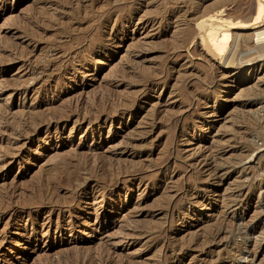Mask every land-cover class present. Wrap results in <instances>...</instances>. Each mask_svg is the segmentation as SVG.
Masks as SVG:
<instances>
[{
  "label": "rangeland",
  "instance_id": "1",
  "mask_svg": "<svg viewBox=\"0 0 264 264\" xmlns=\"http://www.w3.org/2000/svg\"><path fill=\"white\" fill-rule=\"evenodd\" d=\"M192 1L0 0V264H264V59L212 45L264 0Z\"/></svg>",
  "mask_w": 264,
  "mask_h": 264
},
{
  "label": "bare ground",
  "instance_id": "2",
  "mask_svg": "<svg viewBox=\"0 0 264 264\" xmlns=\"http://www.w3.org/2000/svg\"><path fill=\"white\" fill-rule=\"evenodd\" d=\"M177 1H178V0H177ZM186 1H187V0H186ZM189 2H190V1H189ZM191 2H195V1H192V0H191ZM217 2H218V1H217ZM186 3H187V2H186ZM215 3H216V2H215ZM192 4H193V3H192ZM211 5H212V4H211ZM213 5H214V4H213ZM220 5H221V4H220ZM220 5H219V6H220ZM224 5H225V4H224ZM221 6H222V5H221ZM209 7H210V6H209ZM208 9H209V8H208ZM218 9H219V7H218ZM206 10H207V9H206ZM218 11H219V10H218ZM257 11H258V10H257ZM205 12H206V11H205ZM208 12H209V10H208ZM216 13H217V12H216ZM180 14H181V13H180ZM253 14H254V13H253ZM183 15H184V14H183ZM216 15H217V14H216ZM36 16H37V15H36ZM200 16H201V15H200ZM52 17H53V16H52ZM203 17H205V18H203L202 21H203L204 23H207V24H208V33H209V31H210L209 29L211 28L210 25H211L212 23H214V22H218V21H216V18H215V19H210L209 17H206V16H203ZM214 17H215V16H214ZM200 18H201V17H200ZM200 18H199V19H200ZM247 18L250 19L251 16H250V17H247ZM247 18H246V21H242V20L240 21L239 19H238V20H234V19H233V20H231V19H228V20H227V19H226V20H227L228 22L239 23V24H241L242 27H245V28H246V27H247V24L251 22V21H250L251 19H250V20H247ZM44 19H45V17H44ZM44 19H43V20H44ZM263 20H264V7L262 6V7L260 8L258 14L256 15L254 21H255V23H257V22H258V23H261ZM249 21H250V22H249ZM201 23H202V22H201ZM178 24H179V23H178ZM43 25H44V23H43ZM43 25H42V26H43ZM263 25H264V23H263ZM226 27H227V26H226ZM179 28H180V27H179ZM240 28H241V27H240ZM231 29H232V28H231ZM256 29H257V28H256ZM261 29H262V30L255 32L253 36H251V37H247V38H245V39H242V35H241V33H238V32H237V33H232L231 31H229V32H224L223 34H221V35H219V36L217 37V41H218V42H217V45H218V46L216 47V46H214V44H212V45H213V49L215 50V52L217 53V55H218L219 57H221V60L224 61V64H225L226 66H228V67H229V66H230V67H231V66H237V65L242 64V63H244V62H246V61H249L250 57L261 58V59L263 58V59H264V26H263V28H261ZM181 31H182V30H181ZM255 31H256V30H255ZM27 32H29V31H27ZM213 32H214V31H213ZM211 34H212V33H211ZM177 35H178V34H177ZM181 35H182V34H181ZM193 35H194V34H193ZM179 36H180V35H179ZM243 36H244V35H243ZM177 38H178V37H177ZM243 38H244V37H243ZM253 39H254V42H253V43H254L255 45H253V44H252V46L250 45V46H251V50H252L253 53H251V56H247L246 58L241 57V56H240V55H241V52H242V51H241V40H244V42L247 41V44H248V43H252ZM117 40H118V39H117ZM159 41H160V40H159ZM174 42H175V41H174ZM179 42H180V41H179ZM244 42H243V43H244ZM155 43H156V42H155ZM210 43H211V42H210ZM157 44H158V43H157ZM175 44H176V42H175ZM178 44H179V43H178ZM182 44H183V41H182ZM245 44H246V43H245ZM247 44H246V45H247ZM114 45H117V43L114 44ZM160 45H161V44H160ZM162 46H163V45H162ZM119 47H120V46H118V48H119ZM244 47H245V46H244ZM116 48H117V47H116ZM173 48H174V47H173ZM251 50L249 49V51H251ZM23 52H24V51H23ZM113 52H114V50H113ZM223 52H224V53H223ZM92 54H93V53H92ZM108 54H109V53H108ZM248 54H249V53H248ZM252 54H253V56H252ZM242 55L245 56V54H242ZM249 55H250V54H249ZM261 59H260V60H261ZM254 60H255V59H254ZM249 68H250V67H249ZM249 68H248V69H249ZM237 70H238V69H237ZM127 73H128V72H125V74H127ZM159 73H160V72H159ZM159 73H158V74H159ZM189 74H190V73H189ZM189 74H188V75H189ZM192 75H193V74H192ZM192 75H191V76H192ZM198 75H200V74L198 73ZM159 76H160V74H159ZM180 76H181V75H179V77H180ZM183 76L187 77L186 74L183 75ZM189 76H190V75H189ZM196 76H197V75H196ZM203 76H204V75H203ZM197 77H198V76H197ZM199 77H200V76H199ZM210 78H211V77H209V79H210ZM183 79H184V78H183ZM183 79L181 78V80H183ZM199 79H201V77H200ZM203 79H204V78H203ZM211 79H212V78H211ZM125 80H126V79H125ZM181 80H180V81H181ZM196 80H197V79H196ZM212 80H213V79H212ZM202 81H203V80H202ZM202 81H200L199 83L202 84V83H201ZM197 82H198V81H197ZM203 82H204V81H203ZM209 82H210V81H209ZM211 84H212V83H211ZM211 84H210V85H211ZM210 85H208L209 88H210ZM214 85H215V84H214ZM221 85H222V84H221ZM16 86H17V85H16ZM204 86H205V85H203V87H204ZM211 86H212V85H211ZM16 88H17V87H16ZM254 88H255V87H254ZM257 88H258V87H257ZM17 89H18V88H17ZM17 89H16V90H17ZM207 89H208V87H207ZM148 90H149V89H148ZM175 90H176V89H175ZM184 90H185V89H184ZM188 90H190V89H188ZM248 90H249V89H248ZM255 90H256V89H255ZM261 90H262V89H261ZM261 90H259V91L261 92ZM14 91H15V90H14ZM192 91H193V90H192ZM250 91H251V90H250ZM253 91H254V90H252V92H253ZM262 91H263V90H262ZM187 92H188V91H187ZM247 92H248V91H247ZM255 92H256V91H255ZM185 93H186V92H185ZM194 93H195V92H194ZM115 94H116V93H115ZM191 94H193V93H191ZM245 94H246V93H245ZM251 94H252V93H251ZM243 95H244V94H243ZM243 95H242V96H243ZM110 96H111V95H110ZM133 96H134V95H133ZM250 96H251V95H250ZM253 96H255V94L252 95V97H250L249 99H251V98L253 99V98H254V100H255V97H253ZM259 96H260V95H259ZM193 97H194V95H193ZM196 97H197V96H196ZM248 97H249V95H246V99H247ZM127 98H128V97H127ZM133 98H134V97H133ZM133 98H132V99H133ZM135 98H136V96H135ZM242 98H244V97H242ZM256 98H257V97H256ZM134 100H135V99H133V103H132V105L129 107V108H131V111H132L133 109H135ZM190 100H191V99H190ZM244 100H245V99H244ZM248 101H249V100H248ZM135 104H136V103H135ZM126 108H127V107H126ZM1 110H2V109H1ZM128 110H129V109H128ZM237 110H238V109H237ZM3 111H5V110H3ZM38 111H39V110H38ZM104 111H105V110H104ZM126 111H127V110H123V111H122V114H124ZM31 112H32V111H31ZM36 112H37V111H36ZM183 112H185V111H183ZM242 112H244V111H242ZM249 112H250V111H249ZM27 113H29V111H28ZM112 113H113V112H112ZM116 113H119V112L117 111ZM169 113H171V112H169ZM176 113H177V112H176ZM2 114H3V113H2ZM105 114H106V113H105ZM186 114H187V113H186ZM35 115H36V114H35ZM77 115H78V114H77ZM77 115H76V116H77ZM242 115H243V113H242ZM120 116H121V115H120ZM180 116H181V115H180ZM183 116H184V115H183ZM236 116H238V115H236ZM248 116H249V115H248ZM252 116H253V115H252ZM21 117H22V116H21ZM26 117H27V118H30L31 116H29V114H28V116H26ZM61 117H62V116H61ZM78 117H79V115H78ZM178 117H179V116H178ZM238 117H241V116H238ZM253 117H254V116H253ZM59 118H60V117H59ZM94 118H95V117H93V119H94ZM102 118H103V117H102ZM170 118H171V117H170ZM187 118H188V116H187ZM242 118H243V116H242ZM246 118H248V117H246ZM21 119H22V118H21ZM37 119H39V118H37ZM40 119H41V118H40ZM91 119H92V118H91ZM93 119H92V120H93ZM95 119H96V118H95ZM108 119H109V118H108ZM152 119H153V117H152ZM171 119H172V118H171ZM178 119H179V118H178ZM236 119H238V118H236ZM248 119H249V118H248ZM252 119H253V118H252ZM11 120H12V119H11ZM11 120H10V121H11ZM172 120H173V119H172ZM181 120H182V119H181ZM250 120H251V119H250ZM257 120H258V119H257ZM10 121H9V122H10ZM27 121H29V120H27ZM42 121H43V120H41L40 122H42ZM56 121H58V120H56ZM97 121L101 122L102 120H100V119L98 120V119H97ZM106 121H107V120H105V122H106ZM170 121H171V120H170ZM170 121H169V122H170ZM177 121L179 122V120H177ZM242 121H243V120H242ZM246 121H248V120H246ZM251 121H252V120H251ZM251 121L249 122V124H248L247 126H248V127H251L252 129H254V127H257V125H258L257 123H258L259 121H258L257 123H256L255 119H254V122H251ZM33 122H34V121H33ZM35 122H36V121H35ZM35 122H34V123H35ZM43 122H44V121H43ZM46 122H47V121H46ZM169 122H168V123H169ZM178 122H177V123H178ZM239 122H240V121H239ZM243 122H244V121H243ZM26 123H27V122H26ZM37 123H38V122H37ZM106 123H107V122H106ZM168 123H167V124H168ZM175 123H176V121H175ZM175 123H174V124H175ZM241 123H242V122H241ZM24 124H25V123H24ZM35 124H36V123H35ZM169 124H170V123H169ZM169 124H168V125H169ZM242 124H244V123H242ZM27 125H28V124H27ZM31 125H32V124H31ZM38 125L40 126L39 123H38ZM38 125H36V126H38ZM41 125H42V123H41ZM171 125H173V124H171ZM16 126H18V125H16ZM39 126H38V127H39ZM42 126H43V125H42ZM102 126H103V124H99V125H98V127H100V129L102 128ZM175 126H176V125H175ZM245 126H246V125H245ZM258 126H259V125H258ZM262 126H263V125H262ZM184 127H185V126H184ZM241 127H242V126H241ZM248 127H247V130H248ZM7 128H8V127H7ZM18 128H19V127H18ZM36 128H37V127H36ZM73 128H74V127H73ZM73 128H72V130H73ZM28 129H29V128H28ZM252 129H251V130H252ZM1 130H2V129H1ZM31 130H32V129H31ZM102 130H103V129H102ZM160 130H161V129H160ZM163 130H165V129H163ZM26 131H27V130H26ZM26 131H25V133H28V131H27V132H26ZM34 131H35V129H34ZM77 131H78V130H77ZM258 131H259V130H258ZM29 132H30V131H29ZM32 132H33V130H32ZM71 132H72V131H71ZM161 132H162V131H161ZM255 132H257V131H255ZM255 132H252V133H255ZM33 134H34V133H33ZM33 134H32V135H33ZM235 134H237V133H234V135H235ZM238 134H239V133H238ZM238 134L236 135L237 137L240 136V135L238 136ZM22 135H23V134H22ZM30 135H31V133H30ZM236 136H235V137L233 136V137H234V138H237ZM21 138H22V137H21ZM25 138H26V137H25ZM240 138H241V137H240ZM240 140H241V139H240ZM240 140H238V141H240ZM243 140H244V139H243ZM246 140H247V139H246ZM141 141H142V140H141ZM232 141H233V140H232ZM233 143H234V142H233ZM234 144H235V143H234ZM234 144H233L232 146H234ZM244 144H246V141L244 142ZM248 144H249V143H248ZM130 145H131V144H130ZM236 145H237V144H236ZM241 145H242V144H241ZM145 146H146V145H145ZM237 146H238V145H237ZM242 147H244V146H242ZM142 148H143V147H142ZM147 148H148V145H147ZM234 148H235V147H234ZM238 148H239V147H238ZM239 149H241V148H239ZM242 150H243V149H242ZM70 152H72V151H70ZM74 152L76 153L75 150H74ZM235 152H236V151H235ZM247 152H248V150H247ZM78 153H79V152H78ZM78 153H76V158L78 157L77 155H79ZM248 153H249V152H248ZM248 153H247V154H242V155L238 154V155H239L240 158H242L241 156H244V159H246L247 156L245 157V155H248V156L250 155V154H248ZM69 154H70V153H69ZM69 154H68V155H69ZM234 154H235V153H234ZM234 154H233V155H234ZM12 155H13V154H12ZM59 155H60V154H59ZM236 155H237V154H236ZM80 157H81V156H80ZM82 157H83V156H82ZM82 157H81V158H82ZM99 157H101V159L103 160L105 156H104L103 158H102V156H99ZM83 158H84V157H83ZM95 158H97V157H95ZM232 158H233V157H232ZM232 158H231V159H232ZM236 158L238 159V156H236ZM240 158H239V160H240ZM84 159H85V158H84ZM84 159H83V161H84ZM101 159H100V160H101ZM105 159H106V157H105ZM105 159H104V161H105ZM109 159H110V158H109ZM109 159H108V160H109ZM149 159H150V158H149ZM233 159H234V158H233ZM237 159H235V161H236ZM242 159H243V158H242ZM242 159H241V160H242ZM79 160H80V162H81V159H79ZM86 160H87V159H86ZM97 160H98V159H97ZM100 160H98V162H100ZM106 160H107V159H106ZM108 160H107V161H108ZM111 160H112V159H111ZM216 160H217V159H216ZM222 160H223V159H222ZM121 161H122V160H121ZM126 161H127V160H126ZM149 161H150V160H149ZM225 161H226V159H225ZM105 162H106V161H105ZM109 162H110V161H109ZM151 162H152V161H151ZM151 162H150V163H151ZM167 162H168V161H167ZM219 162H220V161H219ZM228 162H229V161H228ZM231 162H232V161H231ZM231 162H230V163H231ZM81 163H83V162H81ZM81 163H80V164H81ZM85 163H87V162H85ZM88 163H89V162H88ZM96 163H97V162H96ZM100 163L105 164V163H103V161L100 162ZM137 163H138V162H136V164H137ZM213 163H214V162H213ZM225 163H227V162H225ZM234 163H236V162H233V167L235 166ZM83 164H84V163H83ZM102 164H101V165L99 164L100 167L104 166V165H102ZM107 164H108V163H107ZM132 164L134 165V163H132ZM132 164H131V165H132ZM139 164H140V163L137 164V165H138L137 167H139ZM142 164H143V163H142ZM217 164H218V163H217ZM217 164H216V165H217ZM219 164L225 166V165L222 164V163H219ZM239 164H241V162H240ZM89 165H90V164H89ZM89 165H87V166H89ZM105 165H106V164H105ZM143 165H145V164H143ZM149 165H150V164H149ZM152 165H153V164H152ZM220 165H219V166H220ZM228 165H229V163H228ZM230 165H231V164H230ZM261 165H262V164H261ZM79 166H80V165H79ZM87 166H86V167H87ZM90 166H92V165H90ZM147 166H148V165H147ZM155 166H156V165H155ZM219 166H218V167H219ZM236 166H238V165L236 164ZM236 166H235V167H236ZM83 167L85 168V165H83ZM98 167H99V166H98ZM131 167H132V166H131ZM137 167H136V168H137ZM141 167H142V166H141ZM148 167L150 168V166H148ZM194 167H195V166H194ZM216 167H217V166H216ZM220 167H221V166H220ZM229 167H230V166H229ZM229 167H228V168H229ZM233 167H232V168H233ZM88 168H89V167H88ZM88 168H87L86 170L89 171L90 168H89V169H88ZM134 168H135V167H134ZM136 168H135V169H136ZM145 168H147V167L145 166ZM97 169H98V168H97ZM152 169H153V168H152ZM90 170H92V167H91ZM93 170H94V169H93ZM99 170H100V169H99ZM105 170H106V169H105ZM105 170H104V172H105ZM129 170H132V168L129 169ZM143 170H144V168H143ZM170 170H171V169H170ZM216 170H217V168H216ZM106 171H107V170H106ZM126 171H127V170H126ZM222 171H223V170H222ZM84 172H85V171H84ZM99 172H101V171H99ZM129 172H130V171H129ZM87 173H89V172H87ZM87 173H86V174H87ZM91 173H92V172H91ZM93 173H94V172H93ZM107 173H108V172H107ZM198 173H199V172H198ZM226 173H227V172H226ZM40 174H42V172H41ZM100 174H101V173H100ZM104 174H105L106 176H108L106 173H104ZM111 174H112V173H111ZM138 174H140V173H138ZM215 174H216V173H215ZM42 175H44V173H43ZM81 175H82V174H81ZM89 175H90V174H89ZM92 175H93V174H92ZM136 175H137V174H136ZM46 176H48V175H46ZM46 176H45V178H46ZM82 176H83V175H82ZM86 176H87V175H86ZM117 176H118V175H117ZM94 177H95V176H94ZM200 177H201V176H200ZM217 177H218V175H217ZM34 178H35V177H34ZM36 178H40V177L37 176ZM83 178H84V177H83ZM106 178H107V177H106ZM193 178H194V177H193ZM46 179H47V178H46ZM76 179H77V178H76ZM178 179H179V178H178ZM178 179H177V181H178ZM35 180H36V179H35ZM38 180H40V179H37V182H39ZM79 180H80V179H79ZM90 180H91V178H90ZM92 180H93V179H92ZM180 180H181V179H180ZM182 180H183V179H182ZM204 180H206V179H204ZM204 180H203V181H204ZM31 181H33V180H31ZM86 181H87V179H86L84 182H86ZM95 181H97V180H95ZM111 181H112V180H111ZM111 181H109V182H111ZM199 181H200V178H199ZM203 181H202V182H203ZM29 182H30V181H29ZM35 182H36V181H35ZM35 182H34V183H35ZM37 182H36V183H37ZM200 182H201V181H200ZM32 183H33V182H32ZM90 183H91V182H90ZM102 183H103V182H102ZM104 183H105V182H104ZM104 183H103V184H104ZM185 183H186V182H185ZM203 183H204V182H203ZM29 184H30V183H29ZM40 184H41V183H40ZM40 184H39V186H40ZM100 184H101V183H100ZM107 184H108V183H106L105 185H107ZM241 184H242V183H241ZM23 185H24V184H23ZM55 185H56V183H55ZM81 185L84 186L83 184H80V183H79V184L76 186V189H75V187H74L75 190H74V193H73V194H75V193L78 194V193H80L82 190H84V188L81 189ZM86 185H87V184H86ZM108 185H109V184H108ZM177 185H178V184H177ZM239 185H240V184H239ZM243 185H244V184H243ZM25 186H26V184H25ZM25 186H24V187H25ZM28 186H31V185H28ZM46 186H47V185H46ZM52 186H53V185H52ZM56 186L58 187V185H56ZM183 186H184V185H183ZM240 186H241V185H240ZM32 187H33V186H32ZM48 187H50V186H48ZM57 187H56V188H57ZM84 187H85V186H84ZM89 187H90V185H89ZM237 187H238V185H237ZM237 187H236V189H237ZM4 188H5V187H4ZM25 188H26V187H25ZM27 188H28V187H27ZM29 188H30V187H29ZM39 188H40V187H39ZM54 188H55V187H54ZM54 188H52V189L54 190V191H52V192H54V193L60 189L59 187H58V188H59L58 190H56V189H54ZM112 188H113V187H112ZM114 188H115V187H114ZM200 188H201V187H200ZM213 188H214V187H213ZM239 188H240V187H239ZM33 189H34V188H33ZM42 189H43V187H42ZM45 189H46V188H45ZM52 189H51V190H52ZM254 189H255V188H254ZM2 190H3V189H2ZM17 190H18V189H17ZM17 190H15V191H17ZM23 190H24V189H23ZM30 190H31V189H30ZM30 190H29V191H30ZM38 190H39V189H38ZM38 190H37V191H38ZM55 190H56V191H55ZM66 190H67V189H66ZM68 190H69V189H68ZM68 190H67V191H68ZM249 190H250V189H249ZM6 191H7V190H6ZM15 191H14V189H13V192H14V193H16ZM31 191H32V190H31ZM33 191H34V190H33ZM43 191H44V190H41V192L44 194ZM46 191H47V190H46ZM107 191H108V190H107ZM110 191H111V190H110ZM206 191H208V190H207V189H204V190H203V193H206ZM253 191H254V190H253ZM3 192H5V190H3ZM3 192H2V193H3ZM23 192H24V191H23ZM23 192H22V193L19 192V193H20V196H22L21 194H23ZM52 192H51V193H52ZM95 192H96V191H95ZM11 193H12V192H11ZM24 193H25V192H24ZM33 193H34V192H33ZM33 193H32V194H33ZM39 193H40V192H39ZM45 193H46V192H45ZM54 193H52V194H53V197H54ZM82 193H83V192H82ZM98 193H99V191H98ZM29 194H30V193H29ZM40 194H41V193H40ZM43 194H42V195H43ZM59 194H60V193H59ZM62 194H63V193H62ZM66 194H67V193H66ZM71 194H72V193H71ZM83 194H85V193H83ZM90 194H91V193H90ZM247 194H248V193H247ZM253 194H254V192H253ZM2 195L5 196L6 194H5V195L2 194ZM27 195H28V194H27ZM37 195H38V193H37ZM37 195H35V196H36V197H39V196H37ZM46 195H48V194H46ZM55 195H56V193H55ZM57 195H58V193H57ZM68 195H70V194H68ZM85 195H87V194H85ZM11 196H12V195H11ZM25 196H26V195L23 194L22 198H24ZM50 196H51V194H50ZM169 196H170V194H169ZM232 196H233V195H232ZM234 196H235V195H234ZM234 196H233V197H234ZM0 197H1V196H0ZM36 197H35V198L33 197V198L36 199L37 201H38L39 199L43 200L42 197H41V195H40L39 199H37ZM43 197H44V196H43ZM46 197H47V196H46ZM59 197H60V196H59ZM233 197H232L231 199H233ZM2 198H3V197H1V199H2ZM26 198H27V197H26ZM54 198H56V197H54ZM60 198H61V199H62V198L64 199V196H63V197H60ZM60 198H59V199H60ZM171 198H172V196H171ZM7 199H9V198H7ZM27 199H29V198H27ZM27 199H26V200H27ZM30 199L32 200L31 197H30ZM44 199H45V197H44ZM49 199H50V202L53 200V198H52V200H51V198H49ZM75 199H76V198H75ZM78 199H79V198H78ZM165 199H166V198H165ZM169 199H170V198H169ZM234 199H235V198H234ZM242 199H245V198H242ZM26 200H25V201H26ZM36 200H33V203H34V202L36 203ZM64 200L66 201L67 198L64 199ZM83 200H84V199H83ZM3 201H4V200H3ZM8 201H9V200H8ZM8 201H7V202H8ZM11 201H12V200H10V202H11ZM28 201H29V200H28ZM28 201H26V202H28ZM45 201H46V200H45ZM55 201H56V199H55ZM55 201H54V202H55ZM57 201H59V200H57ZM57 201H56V202H57ZM69 201H70V200H69ZM79 201H80V199H79ZM163 201H165V200H163ZM170 201H171V200H170ZM229 201H230V200H229ZM239 201H240V200H239ZM0 202H2V200H0ZM10 202H9V203H10ZM30 202H31V201H30ZM30 202H29L28 204H30V206H31L32 203H30ZM41 202H42V201H41ZM46 202H48V201H46ZM46 202H45V203H46ZM56 202L54 203V205L57 204ZM60 202H61V201H60ZM63 202H64V201L62 200L61 203H63ZM66 202H68V201H66ZM81 202H82V201H81ZM165 202H167V201H165ZM165 202H164V203H165ZM171 202H172V201H171ZM231 202H232V201H231ZM237 202H238V201H237ZM3 203H4V202H3ZM35 203H34V204H35ZM38 203H39V202H38ZM61 203H60V204H61ZM224 203H225V202H224ZM233 203L235 204V202H233ZM1 204H2V203H1ZM1 204H0V206H1ZM6 204H8V203H6ZM15 204H16V203H15ZM21 204H22V203H21ZM28 204H27V205H28ZM43 204H44V203H43ZM58 204H59V203H58ZM60 204H59L58 206H61V207H64V206H65L64 203H63V204H64L63 206L60 205ZM167 204H168V203H167ZM239 204H240V203H239ZM3 205H4V204H3ZM73 205H74V202L71 201V202L69 203V205H66V206H65V208H69V207H71V206H73ZM223 205H224V204H223ZM17 206H19V205H17ZM23 206H24V204H23ZM30 206H29V207H30ZM34 206H36V207H40V206H42V205H40V204H36V205H34ZM34 206H32V207L34 208ZM48 206H49V205H47L46 207H48ZM55 206H56V205H55ZM80 206H81V205H80ZM228 206H229V205H227L226 207H228ZM5 207H7V206H5ZM20 207H22V206H20ZM43 207H44V206H42V208H43ZM168 207H169V206H168ZM50 208H52V207H50ZM53 208H54V207H53ZM55 208H56V207H55ZM158 208H159V207H158ZM160 208H161V207H160ZM3 209H4V206H3ZM14 209H15V207H14ZM5 210H7V209H5ZM21 210H22V209H21ZM30 210H31V209H30ZM59 210H63V209L59 207ZM9 211H10V210H9ZM48 211H49V210H48ZM161 211H162V210H161ZM167 211H168V210H167ZM10 212H12L13 215H18V214H20V212H17L16 209H15V210H12V211H10ZM52 212H53V211H52ZM0 213H1V212H0ZM31 214H32V213H31ZM63 214H64V213H63ZM26 215H27V214H26ZM1 216H2V214H1ZM8 217H9V216H8ZM27 217H28V216H27ZM9 218H10V217H9ZM80 218H81V217H80ZM132 218H133V217H132ZM135 218H136V217H135ZM13 219H14V218H13ZM11 220H12V219H11ZM31 220H32V219H31ZM219 220H220V219H219ZM7 221H9V220H7ZM137 221H139V220H137ZM4 222H5V221H4ZM15 222H16V221H15ZM50 222H51V220H50ZM134 222H136V220H134ZM134 222H133V223H134ZM164 222H165V221H164ZM218 222H219V221H218ZM5 223H6V222H5ZM30 223H31V222H30ZM32 223H33V222H32ZM52 223H53V222H52ZM131 223H132V221H131ZM133 223H132V224H133ZM137 223H138V222H137ZM151 223L154 224L153 221H152ZM155 223H156V224H159V223H157V222H155ZM222 223H223V221H222ZM226 223H228V222H226ZM49 224H50V223H49ZM56 224L58 225L59 223H56ZM77 224H78V223H77ZM134 224H135V223H134ZM160 224H162V223H160ZM60 225H61V224H60ZM150 225L152 226V224H149V221H148V222H147V225L145 224V226H144V225H143V226H144L145 228H146V226H149V228H150ZM154 225H155V224H154ZM180 225H181V224H180ZM225 225H226V224H225ZM58 226H59V225H58ZM158 226H159V225H158ZM213 226H215V225H213ZM218 226L221 227V224L218 225ZM5 227H6V224H5ZM144 227H141V228H144ZM159 227L162 228L161 225H160ZM222 227H223V226H222ZM222 227H221V228H222ZM153 228L155 229V226H154ZM212 228H213V227H212ZM225 228H226V227H225ZM238 228H240V227H238ZM154 229L152 230L153 232H154ZM162 229H163V228H162ZM215 229H216V230H214L213 232H211L212 230H210L211 233H210V234L207 233V235L209 234L208 236L205 234V237H207L209 240H210V239L213 240L214 238L217 237V235H218L219 232H227V231H222V230H220V228H219V230H218L217 227H216ZM257 229H258V228H257ZM145 230H146V229H145ZM147 230H149V229H147ZM147 230H146V231H147ZM150 230H151V229H150ZM150 230H149V231H150ZM155 230H156V229H155ZM226 230H227V229H226ZM233 230H234V229H233ZM236 230H237V229H236ZM236 230H235V231H236ZM141 231H142V230H141ZM152 231H150V233H151ZM156 231H157V230H156ZM228 231H229V230H228ZM237 231H238V230H237ZM239 231H241L243 235H245V236H249V235H251V234L253 233V231H255V229H254V227H246V228L239 229ZM153 232H152V233H153ZM144 233H145V232H144ZM148 233H149V232H148ZM154 233H155V232H154ZM233 233H234V231H233ZM230 235H231V234H230ZM233 235H234V234H233ZM202 239H203V238H202ZM204 240H205V239H204ZM204 240H202V241H204ZM206 240H207V239H206ZM214 241H215V240H214ZM205 242H206V241H205ZM212 242H213V241H212ZM212 242H211V243H212ZM207 243H208V241H207ZM207 243H205V244H207ZM259 243H260V242H259ZM208 245H209V244H208ZM255 245H257V244L255 243ZM184 247H185V246H184ZM256 247H258V249H261V251L264 253V245H258V246H256ZM0 248H1V247H0ZM254 248H255V247H254ZM75 250H76V249H75ZM75 250H74V252H75ZM244 250H246V249L244 248ZM254 250H255V249H254ZM83 251L86 252V250H83ZM242 251H243V250H242ZM246 251H247V250H246ZM254 252H255V251H254ZM256 252H257V251H256ZM228 253H229V252H228ZM228 253H227V254H228ZM84 254H85V253H84ZM102 254H103V253H102ZM208 254H209V253H208ZM220 254H221V253H220ZM260 254H262V253H260ZM221 255H222V254H221ZM241 255H243V254H241ZM254 255H255V254H254ZM102 256H103V255H102ZM246 256H247V255H246ZM263 257H264V256H263ZM99 258H100V257H99ZM102 258H103V257H102ZM102 260H103V259H102ZM216 260H217V259H216ZM77 261H78V260H77ZM103 261H104V260H103ZM240 261H241V260H240ZM78 262H79V261H78ZM78 262H77V263H78ZM72 264H73V263H72ZM250 264H251V263H250ZM259 264H260V263H259Z\"/></svg>",
  "mask_w": 264,
  "mask_h": 264
}]
</instances>
